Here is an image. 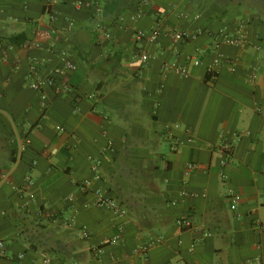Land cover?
Returning a JSON list of instances; mask_svg holds the SVG:
<instances>
[{"label":"crops","instance_id":"obj_1","mask_svg":"<svg viewBox=\"0 0 264 264\" xmlns=\"http://www.w3.org/2000/svg\"><path fill=\"white\" fill-rule=\"evenodd\" d=\"M84 1L0 0V169L9 173L0 179V264H264V0ZM99 23L111 39L99 38ZM156 23L203 32L139 45L137 31ZM240 26L247 43L220 47L236 70L224 61L209 72L219 34ZM19 34L26 42L11 43ZM164 62L187 64L189 75L163 74ZM33 64L72 90L46 86L43 100L29 84ZM225 141L234 156L222 167ZM95 158V186L124 217L80 186ZM121 221L122 240L111 243Z\"/></svg>","mask_w":264,"mask_h":264},{"label":"built area","instance_id":"obj_2","mask_svg":"<svg viewBox=\"0 0 264 264\" xmlns=\"http://www.w3.org/2000/svg\"><path fill=\"white\" fill-rule=\"evenodd\" d=\"M58 0H52V2H56ZM87 3L84 0H75V6L77 8L82 7L83 5H86ZM46 12L51 15L53 18V13L51 12L50 5L48 4L46 7ZM137 16H132V19H136ZM97 31H101L100 39H111L112 32L109 28H107L103 23H99L96 26ZM202 29L197 30H188V29H163L159 23H156L150 31H137L135 38L137 43L142 46L143 42H150L155 43L158 41V39L162 36L169 37L173 42H188L195 40L201 33ZM222 37V40H217L215 42V45L213 47L214 52L216 53L214 61L212 65H209V72H213L215 70V65H220L224 61H227L230 65V69L232 71L236 70V62L237 60L234 58H224L223 55L220 53V47L223 43L231 44V45H237V46H244L247 43V36L244 31V29L240 26L234 33H230L228 31L221 32L219 34ZM35 45L39 46L38 43ZM64 66L68 69L75 70L77 68V65L73 63L64 53L60 56ZM141 59L143 63H147L150 59V55L146 52L141 53ZM200 60L196 59L194 61V65H199ZM31 75H33V78L30 80V87L36 91H38L41 94V97L43 100L46 99V94L44 93V89L46 86H51L55 89L56 93H68L72 90V86L65 81H61L56 79L54 75H50L47 77H42L39 74V66L36 64H33L31 68ZM163 74H167L169 72H177L183 76L189 75V66L187 64H181L176 62H164L162 66ZM58 71V70H56ZM257 74L253 73L251 76V79H256ZM175 127H178L176 125ZM173 126L167 125L166 131L171 132ZM56 129L58 131H63L64 128L62 126H56ZM192 138H189L188 141H192ZM30 143V139L26 138L22 144V149L26 147ZM174 143L176 144H182L183 141L174 138ZM234 146L235 144L233 142H222L218 146L219 152L223 155V158L221 160V166L226 167L233 161L234 156ZM102 165L103 160L101 158H95L92 160L91 163V170L93 172V176L91 179H86L81 182L80 186L83 190L89 191L95 193L97 196V204L103 207L109 208L111 211H113L114 215L116 217H124L126 215V210L120 205L113 197L107 196L100 186H95V183H98L103 180V174H102ZM200 166L197 162H189L187 163V169H198ZM225 176L224 174H222ZM9 178L8 171H5L4 169H0V179L1 180H7ZM26 186L29 187L33 184V179L31 176L26 177ZM23 187V190H28V188ZM22 190L21 188H19ZM30 197H34L33 193H28ZM231 200V208L236 209L237 205L239 204L241 200V196L238 194H232L230 195ZM180 225L183 228H189L192 226V222L188 218H183L179 220ZM118 232L116 235H114L111 239V243H117L122 240V237L125 233V224L123 221L119 222L117 225ZM83 236L88 238L90 237V231L87 228H83ZM148 247H144L143 251L146 252ZM97 253L101 250L100 248L96 249ZM7 255V246L5 244L4 240H0V257H4ZM23 255L20 254L19 258H22ZM20 260V259H19ZM45 264H50V259H44ZM21 264V263H19Z\"/></svg>","mask_w":264,"mask_h":264},{"label":"trees","instance_id":"obj_3","mask_svg":"<svg viewBox=\"0 0 264 264\" xmlns=\"http://www.w3.org/2000/svg\"><path fill=\"white\" fill-rule=\"evenodd\" d=\"M10 41L11 43H15V44H23L24 42H26V39L24 38L23 34H19L10 37Z\"/></svg>","mask_w":264,"mask_h":264}]
</instances>
